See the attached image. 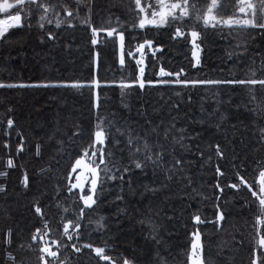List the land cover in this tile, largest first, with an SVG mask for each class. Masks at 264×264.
Here are the masks:
<instances>
[{
  "label": "trees",
  "instance_id": "16d2710c",
  "mask_svg": "<svg viewBox=\"0 0 264 264\" xmlns=\"http://www.w3.org/2000/svg\"><path fill=\"white\" fill-rule=\"evenodd\" d=\"M39 2L49 6L47 13L27 4L24 10L0 13V19L22 16V26L0 38V84L17 85L0 87V173H7L0 175V188L5 189L0 191V264H43L42 256L48 264H110L96 256V247L105 248L116 264L124 259L132 264H191L192 233L197 229L204 264H251L258 236L257 203L238 175L253 183L264 170V88L182 85L174 83L175 75L161 77L159 72L161 67L179 72V79L188 81L264 79V29H213L192 17L169 18L166 25L141 29L143 14L135 0ZM209 3L189 0V10L193 4L203 9ZM141 4H151V12L158 0ZM238 4L239 0H218L217 14L222 19L243 18L237 15ZM253 4L259 23L264 20V0ZM41 15L46 17L43 28ZM92 27L124 32L123 65L118 36L107 37L102 31L93 37ZM177 27L185 35L176 36ZM193 29L201 33L195 49L188 34ZM94 38L99 43L92 44ZM145 40L153 45L144 49L146 84L141 89L136 83L140 66L135 64L140 55L134 59L127 53H135ZM97 79L98 89L40 86L88 85ZM161 80L170 83H158ZM121 83L133 86L121 88ZM8 120L13 121L11 127ZM97 124L111 125L105 159L111 152L114 163L130 173L123 181L119 174L112 179L115 168L109 164L112 172L101 171L97 202L88 208L79 189L68 191L69 177L75 183L80 170L72 173L71 168L85 151L91 152ZM129 133L140 153L130 152ZM145 139L163 146L162 161H144ZM9 159L13 167L7 165ZM176 159L181 161L179 168H173ZM133 161L144 166L136 169ZM234 183L236 189L229 186ZM37 205L42 215L35 212ZM219 212L224 213L223 221L218 220ZM196 215L204 222L195 224ZM69 220L80 224L79 233L69 229L72 240L63 234ZM45 225L44 239L58 251L57 258L41 253L43 243L31 239L36 229L43 234ZM150 225L156 226L155 239ZM53 241L60 242L59 249Z\"/></svg>",
  "mask_w": 264,
  "mask_h": 264
},
{
  "label": "snow or ice",
  "instance_id": "6c2138e0",
  "mask_svg": "<svg viewBox=\"0 0 264 264\" xmlns=\"http://www.w3.org/2000/svg\"><path fill=\"white\" fill-rule=\"evenodd\" d=\"M34 5L37 9H43L44 13H47L49 11V6L46 4H42L39 2V0H15V3L10 2V0H0V13H8L9 10L14 8H19L20 10H24L25 5ZM135 5L138 9V12L143 14L142 17L139 20V27L141 29L145 28L146 25H152L155 27H160L162 25H166L168 23L169 18H171L173 21L181 20L185 17H192L196 22L202 23L204 27H211L213 29L217 28L218 26H227L228 28L233 27H249V28H260L264 29V20L257 23L255 16V6L251 4L250 0H239L238 4V14L237 15H243V16H251V18L246 19H240L237 18L236 15L229 16L227 19H222L217 14V9L219 7L218 0H210V3L206 5L203 9L197 8L195 4H193L192 11L189 10V0H158V7L155 10H152L151 12L148 11V9H151L153 6L150 4L148 5V8H145L141 4V0H135ZM264 7V5H262ZM179 13V15L177 14ZM67 15L69 17L73 16L72 11H67ZM149 16L151 18H149ZM45 15H41L39 17L41 23L40 27L43 28L44 24L42 23L45 20ZM87 23V21H85ZM51 23V21H49ZM13 26H22V16L17 13L15 15H9L7 19H0V38L5 36L6 31L13 27ZM93 37H99L100 33L106 32L107 37H113L118 36L119 43H120V63L123 65L125 63V36L123 31H117L116 28H110V29H97L95 27H92L91 29ZM176 36H183L185 35L184 32L181 31L180 27H177L175 29ZM191 36V42L192 45L195 48H199V45L196 43V41L199 39L201 33L195 29L191 30L190 33H188ZM49 39H54V37L49 33L48 34ZM92 44L99 43L98 39L94 38L91 41ZM153 45V41L151 40H145L144 43H141L138 45V47L135 50V53L132 51H129L127 55L132 56L135 59L136 53H139L140 58L135 59V64L140 66L139 67V79L136 81L138 83L139 87L143 89L145 87L146 81L144 80V72L145 67L144 65V49L145 47L151 48ZM99 54L97 53V56ZM193 56L196 57V62L199 63V56L194 51ZM159 75L161 77H170L175 75L177 79L174 81L176 84H182V85H195V84H221V83H236L241 85H249V86H256L259 85L261 88H264V79H249V80H238V81H218V80H205V81H188V80H180L179 76L180 73H170L166 72L162 67L160 68ZM147 83L152 84V81H148ZM158 83H170V81L167 80H161L158 81ZM20 87H23L25 85H19ZM43 87H94V88H100L101 83L100 81L94 80L91 84L84 85L79 82H74L71 84H58V85H40ZM132 84H125L121 83V88H129L132 87ZM0 87H17V85H3L0 84ZM7 124L9 127L12 126L13 121L8 120ZM110 128L111 125L108 126V128H105L102 124L96 125V131L94 132V140L92 144L90 145L91 152L85 151L83 155L76 159L74 162V165L71 168L72 173H76L79 169V174L75 177V183L71 182V176L69 177V187L68 191L71 192L73 189H79V198L83 201L84 207L91 208L93 205L96 204L97 200L94 199V196L96 194L97 190V184L100 177L101 171H104L105 174L111 173L112 168H115V174L112 175V179L117 178V174H119V179L121 181L124 180V176L126 174L130 173V169L128 167L120 168L114 163V157L111 152L108 153V159H105V149L107 146V141L109 139L110 135ZM119 131V129H117ZM76 133H74L75 135ZM166 138V137H165ZM137 140L140 138L137 137ZM179 142V141H177ZM128 145L130 152L134 153H140L141 148L139 146L134 145L133 137L131 136V133H129L128 138ZM98 146V147H97ZM216 152L218 155L222 156L223 153L220 151V145L217 144L216 146ZM20 151L23 150V145L20 146ZM143 159L144 161L151 162L153 164H156L163 160L164 158V150L162 145H152L149 144L148 141L145 139L143 140ZM37 154H39V150L37 149ZM134 167L136 169H141L144 164L140 161H133ZM112 164V168H109L108 165ZM7 165L9 167H13L14 163L11 159L7 161ZM103 166V168L101 167ZM181 166V161L179 159H176L173 163V168H179ZM217 172L220 175H223V173H220L219 168H217ZM0 175H7V173H0ZM239 183L244 185L247 190L251 193L253 197L256 198L257 203V216H256V222L254 224V227L258 230V236L255 240V246L256 251L253 253V259L252 264H264V170H260L258 172V176L253 178V183H249L248 180H246L243 176L238 175ZM29 183V177L25 173L23 177V184L25 187L28 186ZM89 185V191L88 194H84L85 186ZM231 188L236 189L237 184H231L229 185ZM255 186V190L254 189ZM219 187V185H217ZM5 189L0 188V191H4ZM223 191V189H221ZM80 216H83L84 208H81L80 210ZM35 212L37 214L42 215L41 208L37 205L35 207ZM103 218H101L102 221ZM218 220L223 221L224 220V213L219 212L218 214ZM101 221H98V224H101ZM195 224L199 225L203 223L204 221L201 220V217L199 215H196L194 217ZM102 226V224H101ZM152 227V238L155 239L156 234V226L150 225ZM69 229H74L76 233H79L80 230V224L79 223H73V221L69 220L66 224L63 226V234L67 237L68 240H72L73 236L69 234ZM47 235V225H45V231L42 234L40 229H36V233L31 237L32 241H40L43 243V246L40 248V252L44 255L52 258L58 257V251H53L51 244L48 240L44 239V236ZM12 233L9 231L8 237L9 242L11 241ZM193 236V243L191 245V264H204V261L202 259V252H203V245L201 243V234L199 230L197 229L192 233ZM79 239V236L76 237ZM52 243L56 244L57 249L60 248V242L59 241H53ZM23 247V245H21ZM73 248L76 249L77 252L80 251L79 248H76V245H72ZM85 247L92 249L93 246L91 244L85 245ZM94 252L97 257H99L103 261L110 262V264H116V261L112 259V257L105 254V248L102 247H96L94 248ZM9 259L15 261V258L9 255ZM43 264H48V261L41 257ZM123 264H132L131 261L124 259Z\"/></svg>",
  "mask_w": 264,
  "mask_h": 264
},
{
  "label": "rangeland",
  "instance_id": "374dc122",
  "mask_svg": "<svg viewBox=\"0 0 264 264\" xmlns=\"http://www.w3.org/2000/svg\"><path fill=\"white\" fill-rule=\"evenodd\" d=\"M250 2H251L252 5H254V4H253V0H250ZM254 6H255V5H254ZM256 9H257V7L255 6V12H256ZM177 14H179V13H177ZM149 18H151V17L149 16ZM246 18H251V16H250V15H249V16H243V18H240V19H246ZM4 19H7V18H4ZM14 27H18V26H13V27H11V28H14ZM11 28H9V29H11ZM238 28H242V27H238ZM246 28H249V27H246ZM9 29H8V30H9ZM8 30H7V31H8ZM7 31H6V32H7ZM88 191H89V186L86 185V186H85V189H84V194L87 195V194H88ZM255 251H256V246H255ZM255 251H254V252H255ZM254 252H253V253H254ZM252 259H253V258H252ZM251 264H252V263H251Z\"/></svg>",
  "mask_w": 264,
  "mask_h": 264
}]
</instances>
